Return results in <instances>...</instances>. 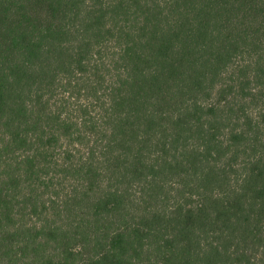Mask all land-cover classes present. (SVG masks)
<instances>
[{"label": "trees", "instance_id": "1", "mask_svg": "<svg viewBox=\"0 0 264 264\" xmlns=\"http://www.w3.org/2000/svg\"><path fill=\"white\" fill-rule=\"evenodd\" d=\"M0 264H264V0H0Z\"/></svg>", "mask_w": 264, "mask_h": 264}]
</instances>
